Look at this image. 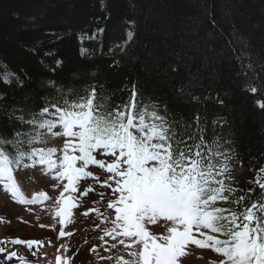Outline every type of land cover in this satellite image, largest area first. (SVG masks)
<instances>
[{
  "label": "snow or ice",
  "instance_id": "snow-or-ice-1",
  "mask_svg": "<svg viewBox=\"0 0 264 264\" xmlns=\"http://www.w3.org/2000/svg\"><path fill=\"white\" fill-rule=\"evenodd\" d=\"M101 6L106 8L103 0ZM103 32V28L97 29V33ZM127 37L116 45L125 55L134 33L128 31ZM84 38L81 35L80 39ZM88 39H96V34ZM225 44L238 62L236 75L246 81L244 91L264 93V77L260 76L264 74V61L250 56L247 46L237 53L232 40L226 38ZM112 51L109 49V53ZM80 55L88 57L91 53L81 47ZM55 63L56 68L50 71L62 68L64 61L57 59ZM118 63L113 61V65ZM71 75L73 81L80 79V73ZM13 77L18 85L23 84L6 68L0 71L5 84H11ZM45 83L51 98L47 94L43 97V107L27 113L13 109L15 120L27 125V130L18 129L10 138L0 136V184L6 193L20 203L26 202L20 196L14 169H33L38 178L66 180L64 191H76L81 178L99 180L87 170L94 165L110 174L100 182L101 187H109L117 195L107 204L114 209L115 218L111 221L113 228L105 235L122 245L128 258L118 255L115 264H189L197 249H210L217 255L218 259L206 264H264V165L249 169L255 173V178L247 181L250 187L239 186L237 174L243 161L238 159L232 142L217 134L226 121L219 116L209 121L203 105L204 100L212 98L210 95L202 100L192 91L191 82L180 84L178 99L203 109L185 117L170 113L167 106L161 109L150 99L146 101L135 85L127 101L113 107L103 84L90 82L78 88L53 79ZM215 102L224 104L219 94ZM256 104L264 110V99H257ZM51 140H62L63 147H48ZM94 153L112 159L106 162ZM89 191L92 189L83 195ZM71 200V196L63 200L57 216L68 214L73 207ZM64 235L61 231L60 236ZM12 243L31 249L41 242L14 239ZM6 252L0 248V253ZM16 256V252H7L5 261ZM197 258L202 260L203 256ZM57 264H62L59 257Z\"/></svg>",
  "mask_w": 264,
  "mask_h": 264
},
{
  "label": "trees",
  "instance_id": "trees-1",
  "mask_svg": "<svg viewBox=\"0 0 264 264\" xmlns=\"http://www.w3.org/2000/svg\"><path fill=\"white\" fill-rule=\"evenodd\" d=\"M101 2L0 0V71L6 68L23 81L0 80V136L27 130L15 120L13 109L27 113L43 107V97L51 98L48 79L78 88L103 84L113 107L125 103L135 85L146 101L185 117L203 110L177 97V87L191 82L202 100L212 97L203 105L209 121L217 116L226 121L217 134L232 142L243 161L239 186L250 187L247 181L255 173L249 169L264 165V110L256 104L264 93L244 91L246 81L236 75L238 62L225 39L233 41L237 53L247 46L250 56L264 61V0H103L106 8ZM128 31L134 38L125 55L116 45L128 40ZM93 34L96 39H88ZM81 47L91 55L81 57ZM49 52L53 55H45ZM57 59L64 61L63 67L50 71ZM73 72L80 79L73 81ZM217 94L223 105L215 102Z\"/></svg>",
  "mask_w": 264,
  "mask_h": 264
},
{
  "label": "rangeland",
  "instance_id": "rangeland-1",
  "mask_svg": "<svg viewBox=\"0 0 264 264\" xmlns=\"http://www.w3.org/2000/svg\"><path fill=\"white\" fill-rule=\"evenodd\" d=\"M47 146L62 148L63 141L51 140ZM94 155L97 159H104L103 155ZM98 169L100 168L90 165L87 170L93 172L99 180L81 178L77 182L76 191H64L66 180L57 181L48 176L38 178L33 174V169H14L13 176L20 196L26 202L20 203L18 199H14L10 193L5 192L3 184H0V248L17 253L11 261H5L7 252L0 253V264H37L41 261L45 264H57L58 257L62 264H115L118 255L127 259L123 246L105 235L113 228L111 221L115 218L114 209L107 208V204L115 200L117 195L111 188L101 187L100 182L110 174ZM87 189L92 191L85 196L83 193ZM61 192L64 193L63 197ZM41 193L48 198L45 199ZM69 196L73 207L68 209L66 216H57L56 213L64 206L63 200ZM61 220L65 222L62 224ZM150 228L161 231L155 226ZM61 231L65 232L63 237L60 236ZM14 239L36 240L41 243L29 249L27 245L13 244ZM113 244L117 246L113 248ZM201 255L202 260L197 258ZM102 257H111L112 260ZM216 259L217 255L210 249H197L189 258V264H206Z\"/></svg>",
  "mask_w": 264,
  "mask_h": 264
},
{
  "label": "bare ground",
  "instance_id": "bare-ground-1",
  "mask_svg": "<svg viewBox=\"0 0 264 264\" xmlns=\"http://www.w3.org/2000/svg\"><path fill=\"white\" fill-rule=\"evenodd\" d=\"M37 264H45V262L44 261H41V262H38Z\"/></svg>",
  "mask_w": 264,
  "mask_h": 264
}]
</instances>
